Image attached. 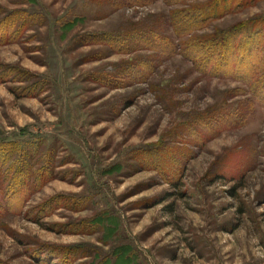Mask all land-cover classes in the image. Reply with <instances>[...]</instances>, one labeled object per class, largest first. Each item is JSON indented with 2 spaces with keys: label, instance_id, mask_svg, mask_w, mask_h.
<instances>
[{
  "label": "rangeland",
  "instance_id": "rangeland-1",
  "mask_svg": "<svg viewBox=\"0 0 264 264\" xmlns=\"http://www.w3.org/2000/svg\"><path fill=\"white\" fill-rule=\"evenodd\" d=\"M263 60L264 0H0V264H264Z\"/></svg>",
  "mask_w": 264,
  "mask_h": 264
},
{
  "label": "trees",
  "instance_id": "trees-1",
  "mask_svg": "<svg viewBox=\"0 0 264 264\" xmlns=\"http://www.w3.org/2000/svg\"><path fill=\"white\" fill-rule=\"evenodd\" d=\"M216 9V8H215ZM215 9H213V11L215 12ZM210 13H205L203 15V17L201 18V22H203L206 18H208L210 15ZM197 19H198V16H197ZM196 18L193 19L192 17V20H194V22L192 23H197V22H200L199 20H197ZM249 24V23H248ZM200 28V27H199ZM241 28V27H240ZM240 28H235V29H231L229 31V34L227 35V37L223 38V39H215L214 41H210L208 42V45L207 46H213L214 47V51H208V53L210 54V57H209V62L210 61H213V62H216L215 64H219V65H222L220 64V59L224 56L226 58V56L228 55L227 54V51L226 50H229L231 49L233 51V53L231 52L230 54V57H235L237 58V55H235V51L240 49L241 47L245 48L244 49V52L247 53V49L249 48L247 45H245V43L243 42H238L237 39H232L231 40V37L234 38V35H236L238 32H239V29ZM250 30L252 31L253 28L251 27L249 29V32ZM258 32V30L256 31ZM249 34H252L253 36H255V32L253 33H249ZM259 35V32L256 33ZM252 35H249L248 37L251 38ZM230 36V37H228ZM243 51V50H242ZM229 56V55H228ZM246 56V55H245ZM245 58L241 59L242 61H244ZM264 61V60H263ZM222 66L219 67V69H216V72L221 69ZM224 67V65H223ZM220 73V72H219Z\"/></svg>",
  "mask_w": 264,
  "mask_h": 264
}]
</instances>
